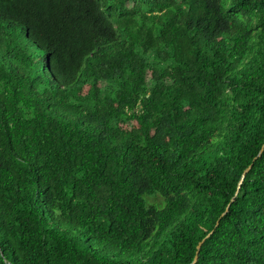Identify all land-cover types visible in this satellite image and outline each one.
Returning <instances> with one entry per match:
<instances>
[{"label":"trees","instance_id":"trees-1","mask_svg":"<svg viewBox=\"0 0 264 264\" xmlns=\"http://www.w3.org/2000/svg\"><path fill=\"white\" fill-rule=\"evenodd\" d=\"M263 142L264 0H0V264H264Z\"/></svg>","mask_w":264,"mask_h":264},{"label":"water","instance_id":"water-1","mask_svg":"<svg viewBox=\"0 0 264 264\" xmlns=\"http://www.w3.org/2000/svg\"><path fill=\"white\" fill-rule=\"evenodd\" d=\"M263 150H264V142H263V144H262V146H261V148H260V150H259L257 156L254 158V160L257 159V158L261 155V153L263 152ZM250 168H251V165L248 166V167L243 171L242 176H241L240 183L243 181L245 175H246L247 172L250 170ZM227 209H228V207L226 208L225 212L222 213L221 216H223V215L227 212ZM217 225H218V222L216 223L215 226H217ZM212 233H213V230L210 231V232H209V233H208V234H207V235H206V236H205V237H204V238H203V239L197 244V246H196V253H195V256H194V258H193V261H192L190 264H195V263L197 262V260H198L199 250H200V247H201L202 243L205 241V239H207L208 237H210V235H211Z\"/></svg>","mask_w":264,"mask_h":264},{"label":"rangeland","instance_id":"rangeland-1","mask_svg":"<svg viewBox=\"0 0 264 264\" xmlns=\"http://www.w3.org/2000/svg\"><path fill=\"white\" fill-rule=\"evenodd\" d=\"M149 200H150V201H153V200L159 201V198H156V199L151 198V199H149Z\"/></svg>","mask_w":264,"mask_h":264}]
</instances>
